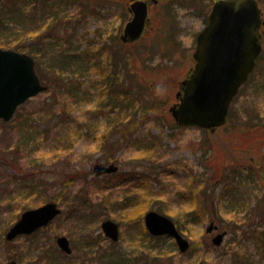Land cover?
Listing matches in <instances>:
<instances>
[{
    "label": "rangeland",
    "instance_id": "obj_1",
    "mask_svg": "<svg viewBox=\"0 0 264 264\" xmlns=\"http://www.w3.org/2000/svg\"><path fill=\"white\" fill-rule=\"evenodd\" d=\"M47 1L54 0L32 1L35 7L19 0L25 8L18 10L12 0H2L0 6V16L13 20L1 27L0 46L32 50L37 72L51 85L19 106L11 120L0 121V264L13 258L18 264H100L114 251L134 257L128 264H263L264 245L257 247L255 239L264 238V49L223 127L212 133L180 127L168 108L193 63L195 37L213 0L150 3L145 33L132 44L119 38L131 0H64L53 6ZM259 6L264 20V0ZM47 24L50 31L43 27ZM260 34L264 48V25ZM57 41L71 51L82 50L88 59L110 55L109 65L121 58V65L107 68L121 81L110 89L128 91L132 104L122 113L127 135L111 133L108 149L100 139L105 118L95 106L106 104L109 87L89 81L101 73L88 61L86 70L67 65L64 73L71 79L80 75L83 96L75 99L61 89L54 94L53 78L64 67L52 54ZM19 43L21 47L15 45ZM55 95L60 100L67 96L68 105L62 107L87 123L83 132L88 136L71 141L72 123L47 116ZM132 110L136 117L131 125ZM35 118L41 128L28 138ZM111 161L119 166L117 172L92 174L94 164ZM49 200L61 208L49 225L5 240L23 208ZM150 209L164 210L177 223L190 243L186 252H179L171 238H150L143 223ZM108 218L120 225L116 242L101 232L100 224ZM210 221L218 231L227 230L218 246L211 243L214 233L206 232ZM59 235L69 238L70 254L58 249Z\"/></svg>",
    "mask_w": 264,
    "mask_h": 264
},
{
    "label": "water",
    "instance_id": "obj_2",
    "mask_svg": "<svg viewBox=\"0 0 264 264\" xmlns=\"http://www.w3.org/2000/svg\"><path fill=\"white\" fill-rule=\"evenodd\" d=\"M147 4V0H133L130 3L131 17L120 35L122 42L136 41L142 35L147 19ZM262 22L257 0L214 2L207 25L197 35L193 52L195 64L180 82V90L176 94L178 102L169 107L176 123L206 128L211 132L224 124L230 101L252 71L261 50L258 29ZM46 88L35 72L32 56L0 47V118L9 120L17 106ZM116 170L117 166L113 164L93 166L96 175ZM60 212L56 201L25 209L5 232V239L13 241L17 236L29 235L47 225ZM144 221L151 234L171 235L182 251L187 249V240L179 234L171 219L151 210L145 214ZM214 227L211 222L207 231ZM101 228L106 236L117 240L116 222L106 219L101 223ZM224 233L216 234L212 242L219 245ZM56 243L66 253L71 252L66 236H58ZM3 264L17 262L11 259Z\"/></svg>",
    "mask_w": 264,
    "mask_h": 264
},
{
    "label": "trees",
    "instance_id": "obj_3",
    "mask_svg": "<svg viewBox=\"0 0 264 264\" xmlns=\"http://www.w3.org/2000/svg\"><path fill=\"white\" fill-rule=\"evenodd\" d=\"M26 1L24 2L27 6V4H31L32 1L35 0H23ZM57 1V2H56ZM67 2H71L73 0H66ZM12 2L14 3V7L15 9H24L19 2V0H12ZM49 6H53L54 4L57 5V3L59 4H65L64 0H54L52 2L47 1ZM32 7H35L34 2L32 3ZM53 9H51L50 11H52ZM52 14H55V10L52 11ZM8 15V14H7ZM17 22H19V20H16ZM15 22V24L17 23ZM13 23V20L11 18H9L8 16L5 17V15H1L0 16V30L1 27H3V25H8ZM48 26L50 25H43V27L48 30ZM50 31V28H49ZM52 37V36H51ZM58 46L56 47V49H53L52 54L53 57H57V61L62 65L63 68L59 69V73L60 76L57 78H53L54 79V83L53 85H55L54 88V94L56 93V89H58V91L63 90L62 93H69L75 94V99L80 98L81 96H83V92H82V80H80V75L75 74V78L71 79V78H66L64 77V73L67 70L66 66L67 65H71L74 67V65L76 66H81V68H79V71L81 70H86L83 69L84 67V63H87L88 61H90V64H95L97 66L95 72L97 71L98 73H101L99 75V78L96 79H91L89 80L90 82H97V87L102 88L101 86L104 87H109L107 92H109L110 94L108 95L107 99L108 101L106 102V104H102V102H99L97 104L96 107V111H100V114L103 115V117L105 118V124L103 125V129L101 131V136L100 139L103 140V142H105V149H108L109 147V140L111 138V133H119L121 131H123V133H125V136L127 135V132H124V129L128 130V128H122V125L124 126L126 123L124 122L126 116H122V113L129 111L130 109V103L132 104V102L129 103V101H132L130 99L129 96V92L125 91V90H117L115 91L113 88L110 89V86L112 84H118L121 83L120 78H118L119 76H117L113 71L107 70V68L111 63L110 58L112 59V56H107L105 59H100V57H98V55L94 56V55H89V59L86 58V53H84L82 50L80 52H75V51H71L70 49H66L61 42L57 41ZM16 46L21 47L20 43L19 44H15ZM62 45V46H61ZM34 51V50H33ZM31 52V54L33 53L32 50H29V53ZM56 52V53H55ZM34 54V53H33ZM32 54V55H33ZM100 55V54H99ZM36 57V55H33ZM115 57V55H113ZM91 57L93 58V60H90ZM114 62V61H113ZM121 65V58L116 57L115 62L113 64V68L117 67V65ZM38 63H37V68H38ZM39 69V68H38ZM39 71H41L39 69ZM48 89L49 90L51 88V85L48 83ZM46 90V91H47ZM80 91V92H79ZM87 91V90H85ZM62 95V94H61ZM57 98L55 99V101H53L54 103L51 102V108L48 110L47 116H55V115H59L61 116L60 121L65 120L66 123L62 122L64 125L68 124V123H72V126L70 128L71 130V137L73 138L71 141H73L75 138L77 137H82V136H88V134L84 131V128L87 127V123L85 121L82 120H78L77 117L79 116H71L70 115V111L66 110L63 107H67L68 105V99L67 96L64 98V100H60V97L58 95H55ZM84 97L87 98V95H85ZM109 99H110V103H109ZM76 103V102H75ZM61 105V107L59 106ZM63 105V107H62ZM148 108L151 107V102H147L146 105ZM137 108V107H136ZM112 113H116L115 115H110ZM135 113L132 110V114ZM61 114V115H60ZM135 114H133L131 118V120H129L127 123H132L135 121ZM16 117V116H15ZM133 120V121H132ZM132 121V122H131ZM36 124L35 127L30 124V126L33 128V135L30 134L31 136H28V138H33L37 135L38 133V129H40L41 127L38 124V120L37 118H35L34 121ZM125 127V126H124ZM108 130H110L108 132ZM42 133L46 134V132H44V130H40ZM36 132V134H35ZM28 141V140H27ZM67 143H72V142H67ZM264 186V185H263ZM33 190L35 191V188H33ZM32 191H30L29 193H31ZM28 194V193H26ZM25 195V194H24ZM162 212H164V210H161ZM262 236L264 235L263 233H261ZM255 245L257 247H260V245H264V238H262L260 235H258L255 239ZM264 247V246H262ZM236 254H239V251H236ZM104 260H106V263H104V261H100V264H128L129 262H132L134 260V257H127L126 253L123 252H109L105 255ZM133 263V262H132ZM235 264H243V262H236ZM264 264V263H263Z\"/></svg>",
    "mask_w": 264,
    "mask_h": 264
}]
</instances>
